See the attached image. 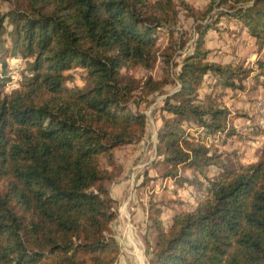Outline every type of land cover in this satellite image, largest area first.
Instances as JSON below:
<instances>
[{
    "label": "trees",
    "instance_id": "16d2710c",
    "mask_svg": "<svg viewBox=\"0 0 264 264\" xmlns=\"http://www.w3.org/2000/svg\"><path fill=\"white\" fill-rule=\"evenodd\" d=\"M181 12L192 32L179 26ZM225 16L264 48V0H211L201 8L186 0H0V59L4 66L8 57L25 61L29 71L8 91L0 77V264L118 260L115 152L143 140L148 121L139 105L155 95L164 97L159 160L151 165H162L165 176L181 168L188 175L176 180L203 185V194L192 209L172 205L167 223L168 201L150 203L148 264H264V143L255 162L209 176L219 156L206 138L227 143L240 136L234 120L247 116L224 97L245 89L251 70L250 92L264 88V54L256 51L255 68L212 60L207 35L220 33ZM156 61L163 66L157 78L129 73ZM76 67L88 88L65 85ZM255 115L247 140L264 136Z\"/></svg>",
    "mask_w": 264,
    "mask_h": 264
},
{
    "label": "rangeland",
    "instance_id": "374dc122",
    "mask_svg": "<svg viewBox=\"0 0 264 264\" xmlns=\"http://www.w3.org/2000/svg\"><path fill=\"white\" fill-rule=\"evenodd\" d=\"M192 3L197 8L204 7L211 0H186ZM7 10V6L2 8V12ZM213 11L211 14H215ZM185 12H181L179 18V26L183 30L192 32L191 20L185 18ZM218 23V27L222 30L220 33L216 31H209L207 35V47L211 49L212 58H218L221 61L229 60H243V66L248 68L251 66L256 67L255 60H257L256 51L258 54H264V48L258 50L254 39L241 32V27L234 21L228 19L226 16L222 17ZM238 25H236V24ZM244 30V29H243ZM166 42L165 36L161 35L159 43L164 44ZM191 40L188 42L190 43ZM3 43L0 42V54ZM180 60V58H178ZM4 62L0 59V77L6 80L5 91H8L14 87H17L19 81L23 76H29V71L26 69L25 61L17 58L8 57ZM163 66L160 61L154 63V67L149 71L143 68L135 67L129 71L130 74L135 77L144 78L147 75H152L157 78L162 75ZM82 69L76 67L75 69L67 72L68 77L65 80L66 86L77 85L83 88H88L89 84L82 78ZM255 70H251L249 77L242 80L241 84L246 83V87L243 90H236L241 93L240 97L236 96L235 92L229 91V94L225 96V101L228 106L234 111H244L252 114H256L255 121L264 123V119L260 120L261 114H264V88H261L257 93H251V81L250 76L255 74ZM207 78V77H206ZM209 91L206 83L201 88L200 93ZM235 94V95H234ZM163 95H155L152 99V103L149 106L145 104L139 105V109L142 110L147 116V128L143 140L140 143L118 149L115 155L121 164V174L116 179L112 186L111 194L119 202L118 217L112 223V231L114 236L120 244V247H126L128 244L133 247V243H136L140 250V263L136 261L134 264H148L145 251L147 250L148 240L152 236V227L146 222L145 226H141L138 230L133 229L130 231L127 229L129 214H140L141 219L147 217L148 208L150 203H160L161 205L168 201V207L163 206L162 219L165 223L168 222L169 216L173 211L172 205H177L181 209H192L197 199L203 194V185L193 186L187 181H177L176 179L188 175V172H181V168L178 169L175 176H165L163 173L162 165L158 167H152V163L159 160L156 156L155 140L157 128L160 124L158 107ZM249 125L239 117L234 120V125L238 126V130L241 131L240 136L233 137L222 143V137L208 136L206 138V144L211 147V151H217L219 157L216 158V162L219 166H210L209 176L214 177L222 171L224 167L235 165L236 161L243 163H251L257 160V148L264 143V137H257L254 140H247V132L252 125V120L249 121ZM144 172L146 174L144 175ZM147 180V183L145 180ZM182 202V203H178ZM146 212L144 215L142 214ZM145 216V217H144ZM145 222V221H144ZM132 238V241H130Z\"/></svg>",
    "mask_w": 264,
    "mask_h": 264
},
{
    "label": "crops",
    "instance_id": "0c3cea01",
    "mask_svg": "<svg viewBox=\"0 0 264 264\" xmlns=\"http://www.w3.org/2000/svg\"><path fill=\"white\" fill-rule=\"evenodd\" d=\"M231 21V20H230ZM236 24V23H235ZM237 25V24H236ZM238 26V25H237ZM241 32L243 33V34H245V32H244V30H241ZM255 42V41H254ZM256 55H257V53H256ZM257 58H258V56H257ZM212 60H214V61H217L218 60V58L216 57V58H212ZM226 61V60H225ZM231 92H235L236 93V96L237 97H240L241 96V93H239V92H237V91H231ZM228 94H229V92H228ZM227 94V95H228ZM226 95V96H227ZM235 95V94H234ZM224 102H225V104H226V101H225V97H224ZM227 106H228V104H226ZM229 107V106H228ZM230 108V107H229ZM230 110H232L231 108H230ZM233 112H236V111H234V110H232ZM237 112H240V111H237ZM242 113H245V114H247V116H245V117H242V119L246 122V124L247 125H249L248 123H250L249 121H251L252 120V118H251V114H252V111H251V113H250V111L249 112H244V111H241ZM249 116V117H248ZM255 118V117H254ZM262 119H264V117L263 118H261L260 120H262ZM159 120V119H158ZM259 122V121H258ZM260 123V122H259ZM261 124V123H260ZM261 125H264V123L263 124H261ZM235 126V128H236V130L238 131V133H241V131H239L238 130V126L235 124L234 125ZM250 128V127H249ZM261 137H264V136H261ZM156 138H157V133H156ZM156 141V140H155ZM258 147H260V146H258ZM146 212H144L143 211V215L145 214ZM131 217V219H128V224H127V229L128 230H130V231H133V229H135V230H138L139 228H140V232L142 231L141 229L145 226L144 224H146V222H147V217H145V219L143 220V218L141 219V215L138 213V214H132V215H130L129 214V218ZM145 221V222H144ZM141 226H143L142 228H141ZM115 237V239L117 240V237L116 236H114ZM118 241V240H117ZM130 241H132V238H131V240ZM119 243V242H118ZM132 243H133V247H131V251H130V247H129V245L128 244H125L126 245V247H120L121 248V254H120V256H119V258H118V260L114 263V264H134L136 261H139V263H140V255H139V253H140V248L137 246V244L136 243H134L133 241H132ZM120 245V244H119Z\"/></svg>",
    "mask_w": 264,
    "mask_h": 264
},
{
    "label": "water",
    "instance_id": "95a60500",
    "mask_svg": "<svg viewBox=\"0 0 264 264\" xmlns=\"http://www.w3.org/2000/svg\"><path fill=\"white\" fill-rule=\"evenodd\" d=\"M157 145V139H156V141H155V146Z\"/></svg>",
    "mask_w": 264,
    "mask_h": 264
}]
</instances>
